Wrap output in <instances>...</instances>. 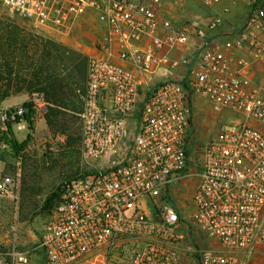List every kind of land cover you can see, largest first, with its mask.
<instances>
[{
    "label": "built area",
    "instance_id": "built-area-1",
    "mask_svg": "<svg viewBox=\"0 0 264 264\" xmlns=\"http://www.w3.org/2000/svg\"><path fill=\"white\" fill-rule=\"evenodd\" d=\"M162 2L3 0L36 30L69 36L92 15L102 33L78 114L81 158L92 170L58 187L33 249L43 264H182L183 254L195 264H254L264 247V131L254 126L264 127V75H253L264 67V0H247L246 19L221 45L211 33L222 17L175 27L158 15ZM183 47L197 55L180 79L187 59L172 54ZM198 97L227 116L192 161ZM28 102L45 110L38 93ZM24 112L0 108V123ZM190 174L197 182L186 223L170 195ZM13 186L1 177L0 198ZM193 229L220 251L201 247ZM27 262L15 247L0 253V264Z\"/></svg>",
    "mask_w": 264,
    "mask_h": 264
},
{
    "label": "rangeland",
    "instance_id": "rangeland-1",
    "mask_svg": "<svg viewBox=\"0 0 264 264\" xmlns=\"http://www.w3.org/2000/svg\"><path fill=\"white\" fill-rule=\"evenodd\" d=\"M9 34L16 38L12 45ZM81 38V26L69 36L36 30L10 13L0 0V108L11 109L28 102L33 93L42 95L45 102V110L36 111L33 138L18 159L10 147L5 126L0 123V161L4 163L0 178L9 176L14 180L13 188L0 198V253L15 247L28 254L26 264H43L33 249L48 218L51 204H46L47 199L64 181L92 170L81 158L78 114L88 65ZM226 116L213 113L198 97L193 108L192 161L198 158V148L225 124ZM21 126L24 125L15 127L18 142L26 138ZM196 182L190 174L170 195L186 223L193 213L191 196ZM193 231L201 247L220 251L214 240L203 241L200 233ZM252 262L264 264V247L256 251ZM182 264L195 262L183 254Z\"/></svg>",
    "mask_w": 264,
    "mask_h": 264
},
{
    "label": "crops",
    "instance_id": "crops-1",
    "mask_svg": "<svg viewBox=\"0 0 264 264\" xmlns=\"http://www.w3.org/2000/svg\"><path fill=\"white\" fill-rule=\"evenodd\" d=\"M160 17L166 18L172 22L175 27L183 25L187 21H197L207 23L212 17H222V25L217 30L211 33L216 43L222 44L226 32L238 28L248 15L247 0H221L219 4L206 8L198 0H163L161 7L157 10ZM92 15H89L81 23V47L83 53L86 51L88 56L94 51V45L98 41V37L102 34L101 29L96 25ZM223 51V48H220ZM197 52H194L191 47H183L172 54L173 57H181L187 59V66L180 65L176 78H182L186 75V70L189 65L196 64ZM188 61H191L188 63ZM191 67V66H190ZM253 75H264V67L257 66L253 69ZM13 133L15 135V127ZM254 126L264 131V127L254 123ZM25 130L24 136L27 134V125L21 126ZM36 130V129H35ZM4 169V163L0 161V172Z\"/></svg>",
    "mask_w": 264,
    "mask_h": 264
},
{
    "label": "trees",
    "instance_id": "trees-1",
    "mask_svg": "<svg viewBox=\"0 0 264 264\" xmlns=\"http://www.w3.org/2000/svg\"><path fill=\"white\" fill-rule=\"evenodd\" d=\"M8 41H9V45H12L14 42H16V38L14 35L9 34L8 36ZM53 87H50L49 90H53ZM54 106H58L56 104L53 103ZM22 106L25 109V112L22 114L21 117L17 118L16 121L14 122H6L5 123V129L6 132L8 134V136L10 137V147L12 149V151L14 152V154L16 155V158L18 159L20 156V153L28 146L29 142L32 140L33 138V133H34V118L36 115V111L33 109L32 104L30 102H25L22 104ZM21 122H25L27 125V130L28 133L26 135V138L22 141V142H18L15 137H14V133L12 130V127L14 124H19ZM57 190L47 199L46 204H52V201L54 199V197L57 195Z\"/></svg>",
    "mask_w": 264,
    "mask_h": 264
}]
</instances>
